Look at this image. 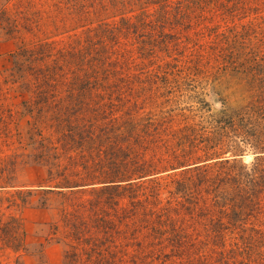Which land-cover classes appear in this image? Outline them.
<instances>
[{"label": "trees", "instance_id": "16d2710c", "mask_svg": "<svg viewBox=\"0 0 264 264\" xmlns=\"http://www.w3.org/2000/svg\"><path fill=\"white\" fill-rule=\"evenodd\" d=\"M105 1L54 0V11L69 23L68 40L47 54L62 65L25 66L34 54L25 49L15 57L22 62L17 76L34 80L26 90L33 88L38 113L63 109L67 162L56 176L66 187H90L93 196L92 225L71 233L89 248L68 258L72 264H264V0H107L120 14L126 7L138 12L119 27L100 20ZM214 68L218 80L244 82L245 106L221 117L205 111L198 121L162 112L170 99L159 100L184 81L210 78ZM66 77L68 96L49 102L43 86ZM158 104V113L140 112ZM245 152L259 155L250 163H202ZM9 233L0 218L6 247L15 243Z\"/></svg>", "mask_w": 264, "mask_h": 264}, {"label": "rangeland", "instance_id": "374dc122", "mask_svg": "<svg viewBox=\"0 0 264 264\" xmlns=\"http://www.w3.org/2000/svg\"><path fill=\"white\" fill-rule=\"evenodd\" d=\"M53 2L0 0V218L8 224L9 234L15 240L11 247H6V239L0 238V264H72L69 253L74 250L82 253L85 247L89 248L81 247L71 233L75 226L92 225L88 219L93 215L88 211L93 200V196L87 193L90 187H66L56 176V171L61 172V167L67 162L63 151L67 133L66 124L61 123L63 109L49 112L45 109L44 114L38 113L37 98L31 91L33 88L26 90L34 80L30 76H17L22 62L15 57L22 49L34 52L32 56L29 54L28 57L32 58L24 62L25 66L44 69L48 65H62L61 59L55 61L53 55L47 54H54L68 40V34L63 32L69 23L64 13L57 15ZM104 3L106 10L100 14V20L109 25L119 27L122 18L133 21L130 18L138 14L137 11L130 12L129 7H126V14H120L108 5L107 0ZM7 19L14 27L12 31ZM45 44H48L46 50ZM246 51L243 53L245 59L249 56ZM215 70H211L212 76L208 79L193 78L186 82L183 79L184 83L179 85L177 92L159 100L160 104L170 99L169 103L162 105V112L189 114L196 116L198 121L199 115L205 111L208 112L204 115L221 117L222 112L245 106L250 94L244 82L231 76L218 80ZM40 82H43L42 77ZM70 83V78L66 77L60 81L50 80L43 86L44 91L51 92L53 96L49 102L54 104L64 100L72 89ZM159 104L140 112L145 114L151 110L158 113L161 111ZM28 107L33 110L29 111ZM183 108L190 111H179ZM258 155L245 152L202 163L223 160L250 163ZM126 203L127 199H124L121 206H126ZM18 243L20 249L15 251L12 246H18ZM125 243L116 241L119 246ZM131 250L129 247L128 251ZM170 261L177 262V259Z\"/></svg>", "mask_w": 264, "mask_h": 264}]
</instances>
